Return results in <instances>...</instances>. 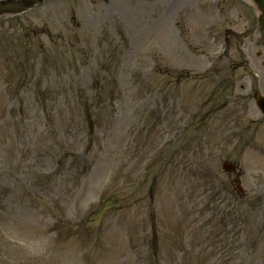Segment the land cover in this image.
I'll list each match as a JSON object with an SVG mask.
<instances>
[{
    "label": "rangeland",
    "instance_id": "1",
    "mask_svg": "<svg viewBox=\"0 0 264 264\" xmlns=\"http://www.w3.org/2000/svg\"><path fill=\"white\" fill-rule=\"evenodd\" d=\"M258 90L251 0L2 17L0 264H264Z\"/></svg>",
    "mask_w": 264,
    "mask_h": 264
},
{
    "label": "water",
    "instance_id": "2",
    "mask_svg": "<svg viewBox=\"0 0 264 264\" xmlns=\"http://www.w3.org/2000/svg\"><path fill=\"white\" fill-rule=\"evenodd\" d=\"M42 0H4V1H0V10H4L6 7V5L8 4H15L18 5V7L15 9L16 10H22L25 7H29L32 6L38 2H40ZM258 9L260 10V14H259V21H260V25L264 28V0H253ZM258 103L261 106L262 109H264V96H258Z\"/></svg>",
    "mask_w": 264,
    "mask_h": 264
}]
</instances>
